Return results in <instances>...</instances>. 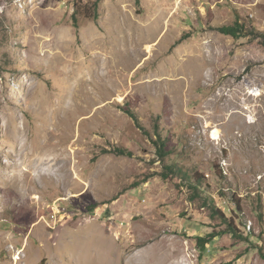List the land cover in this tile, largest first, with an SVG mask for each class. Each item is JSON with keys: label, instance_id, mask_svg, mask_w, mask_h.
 <instances>
[{"label": "rangeland", "instance_id": "obj_1", "mask_svg": "<svg viewBox=\"0 0 264 264\" xmlns=\"http://www.w3.org/2000/svg\"><path fill=\"white\" fill-rule=\"evenodd\" d=\"M138 2L0 0V264H264V0Z\"/></svg>", "mask_w": 264, "mask_h": 264}, {"label": "trees", "instance_id": "obj_2", "mask_svg": "<svg viewBox=\"0 0 264 264\" xmlns=\"http://www.w3.org/2000/svg\"><path fill=\"white\" fill-rule=\"evenodd\" d=\"M138 2V0H137ZM139 3V2H138ZM218 30L226 35H231L235 38L241 37L243 35H245L247 29L245 27L244 24H242L239 20H236L232 25H227V26H222L220 28H218ZM255 33V32H254ZM262 37L264 38V34H262ZM126 112L136 121L137 125L144 131H146L145 127L141 124L139 117L137 116V114L131 110V109H126ZM154 134L156 136V140L154 141L155 147L157 149V156L159 157V160L161 161H165L166 158L171 154V152L168 150V143H167V139L163 136V134L160 131V127L157 124L156 125V129L154 131ZM115 153L121 154V155H132L131 152H129L126 149H121V148H117L114 150ZM178 167H175L174 165H168L166 166L167 171H169V174L165 173V177L168 178L170 177V175H174L177 171ZM179 169V168H178ZM179 173L182 174L183 172L179 169ZM185 176L182 177H188L187 174H184ZM203 177V176H201ZM188 182L189 184L192 186V188L200 193V188L203 186V178H198V177H190L188 178ZM206 206H212L215 208L214 206V200L210 201H206ZM219 214L221 213L223 215V217L225 218V221L228 223V229L227 231L231 234H233L234 236H238L239 231L238 228L236 226V223L233 222L232 219H227V213L226 212H220L217 211ZM216 235L213 233L207 234L206 236H198L197 237V242H198V248L200 250V257H204L207 253V244L211 243L214 240V237ZM264 256V255H263Z\"/></svg>", "mask_w": 264, "mask_h": 264}]
</instances>
